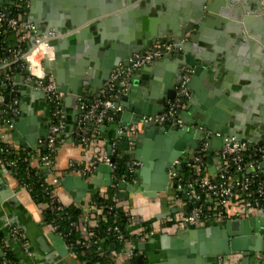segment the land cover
I'll return each instance as SVG.
<instances>
[{"label":"crops","instance_id":"obj_1","mask_svg":"<svg viewBox=\"0 0 264 264\" xmlns=\"http://www.w3.org/2000/svg\"><path fill=\"white\" fill-rule=\"evenodd\" d=\"M33 1L34 4L32 7L31 0H26L24 10L21 12V17L22 19L24 18L26 22L33 17L34 19H38L40 24H43L52 1L57 11L52 17L54 21H58L61 15H66V13L61 10V8H65L66 6L67 8L70 6L67 15H71L75 5L81 9L87 8L86 5H79L80 3H78V0ZM94 1L95 6L99 7L100 3L106 0ZM192 1L193 0H161L156 4L159 8H148L146 10L147 12H144L145 9L143 10V14L137 12L132 17L127 16V23L125 26H123L125 24L124 19L118 15L114 20L110 19L108 28L112 30L111 26H115L114 32L115 34H119V36L116 37L115 40L112 38L111 42L103 46V48L100 47L95 50H93L95 45V41H93L94 43L92 42V45L79 49L76 57L83 58L84 54H88L89 58H98L101 62H104L107 57L111 54H116V51L120 50L115 47L110 48V45H117L120 39L123 44L124 39H129L134 32L139 33L140 36L142 33H155L157 25L171 18L173 14L187 8L192 9ZM247 1L251 7L253 0ZM15 2L16 0H3V8L9 12L14 8H20V5H17ZM140 2L144 3L146 0H140ZM105 3L108 4L109 2L107 1ZM263 12L264 8L260 13L253 14V16H259ZM138 18L140 20H138ZM103 26L107 27L105 24H103ZM41 27L43 29V26ZM193 31L196 32L193 34L195 37L194 40H189V38L183 39L187 51H184L182 57L184 58L185 54H187L190 58L192 57L193 60L197 59L200 62L202 61V63H206V65L203 66V69L201 68L203 72L192 75V78H190V86L188 87L189 97L185 101L180 116L185 110H188L191 114L199 112V115L217 125L222 122H230V124L232 122L233 124L236 119L243 134L253 142L257 141L260 138L258 136L264 125V114H261V107H259V101L263 94L264 79L260 76L262 67L258 66L255 70L254 66H252L254 47L241 41L234 31L229 28L220 26L214 28V26L208 25L199 30V28L195 26ZM261 31L264 35V28ZM188 34L189 32L186 34V37ZM22 41L23 39L19 37L18 32L14 34L11 33L8 36V45L11 49L19 50L22 47ZM86 48L89 50H86ZM179 55L177 54V56ZM261 57L262 55H259V58ZM71 59L76 61L74 56H71L68 60ZM180 61L181 60L176 58L168 59L164 65L154 69L151 79L148 78V76H150L149 73L140 72L137 75L131 74L129 77V87L124 95V97L127 96L130 100L127 99V102L142 103V111H146L145 109L148 107L149 98L157 96L158 93H161V87H163L166 82H170L177 77ZM12 67H14L13 70ZM151 68H153V65H151ZM21 69L19 65H10L7 66L6 69H0L1 80L3 79L2 72L4 70H7V72L9 71L7 74L8 77L11 78L20 72ZM97 91L99 94L100 90ZM146 92L152 94L149 95V98L145 99ZM15 98L17 103L20 102L15 116V118H18L17 124L19 129H16L12 122L10 125L1 124L2 109H0V140L3 144L9 145L15 151L29 154L30 157L28 158V162L30 168L41 170L38 161V153L39 149L44 150L42 140L48 133L50 106L45 102L43 96L41 101L34 97L32 93H26L23 96L18 95ZM95 98H97L95 95L86 96L84 101L89 102ZM156 98H158L155 107L157 114L164 111L168 100L166 102H161L160 96ZM1 100L2 95H0V102ZM120 100V103H125L122 101V97ZM62 103L65 113V126L59 136V144L53 165L54 172L41 170L40 173L44 183L51 187L52 199L64 207L74 206L81 209L83 213L79 217L80 223L85 226H91L92 220H87L88 218H86L89 213L91 196L94 193H105L107 188L113 187V194L117 197V205L121 206L123 210H126L134 219V224L128 226L130 232L134 231L136 225L152 228L156 232L154 236H158L160 233L174 235L177 230H184V228L177 227L170 222L171 216L173 217L175 214L183 213L187 210V206L181 198L182 195L177 193L173 183L168 181L166 183L164 174H168L170 166L167 167L165 160L162 161L158 154V157L156 156L153 159H148L150 165L146 167H144L143 160H140L139 154L137 155V160L136 158L130 160L129 157V152L133 153L136 149L135 143L129 141L130 138L136 137L137 142L141 143L144 141L145 144H148L147 146H153L155 137L158 134L156 132H149L151 133L150 136L142 137V128L146 126H143V124L139 122L137 126H133L134 128L132 130H130L131 125H128L127 132L124 133L125 139L122 137L115 138L116 135L122 132L120 128L116 129L115 127V125H119L118 117L116 120L114 119L111 122L97 126L92 123L82 124L81 126L79 123L82 120V113L75 114V111H77L76 109H79V105L76 104L73 106L69 97L62 99ZM66 115L75 118L76 125L72 130L67 129ZM226 118L231 121L225 120ZM131 119L133 118H130V120ZM79 128H83L89 136L98 137V140L83 145L78 134ZM16 133L21 136L22 145H18L15 142L14 138ZM123 140L128 143L126 150L124 148L121 149L120 146ZM188 142H186L185 145L186 150L189 149ZM31 143L34 145H31ZM199 144L200 142L198 139L196 147L189 153H183L182 155H194ZM147 146H145V148ZM219 148V146H208V153L205 157L204 174L206 176H214L221 165ZM139 151L142 152V149H139ZM109 153H111V155L117 153V157L121 158L125 164L138 162V165L134 168L135 177L128 181L125 180L123 188L118 187L114 182L116 179H114L113 172H103L97 169V166L94 167L89 176L84 178L87 183L85 192L79 191L76 188L67 190L60 184L64 175H80L79 172L71 169V164L86 167L96 159H99L101 155H108ZM146 153L147 152H145L144 155L147 156ZM138 172L142 173V175ZM110 181L112 182L110 183ZM6 185L15 192L17 199L24 204V210H17L16 212L7 211L4 207V203H1L0 213L5 216L0 218V223L6 220L5 224L8 226L9 231L11 232L12 227H16L22 233L23 238L21 242L12 232L7 243H5L2 238L0 256L3 252H11L15 256L18 264H38L35 259L37 257L41 258L42 264H84L81 254L69 250L65 242L67 252L66 255L62 257L63 260H58V258L54 259L56 251L54 246L50 243L48 235L51 233L54 235L58 234L53 231L51 226L45 224L43 221L42 212L46 204L34 203L29 198L28 191L19 187L11 171L0 161V196L4 193V186L6 187ZM16 220H18V224L21 228L12 223V221ZM86 221H88V224H86ZM208 226L209 225H203L198 228H205ZM25 233L31 237L30 239H32V242L26 237ZM205 239L207 240V237L203 238L201 242ZM19 242L21 243V250L18 251L17 243ZM27 247H30V250H27ZM97 247L104 252L105 255L103 256H105L109 264L110 262H120V260L123 259L124 246H115L111 244L108 248H105L103 245L98 244ZM12 248H14L15 252H13ZM34 256L36 257L34 258ZM235 257V264H264V258L261 256L259 257L257 252H252L249 256L245 255L243 252H237ZM123 263L135 264L134 261L131 262L127 260H124Z\"/></svg>","mask_w":264,"mask_h":264},{"label":"water","instance_id":"obj_2","mask_svg":"<svg viewBox=\"0 0 264 264\" xmlns=\"http://www.w3.org/2000/svg\"><path fill=\"white\" fill-rule=\"evenodd\" d=\"M78 1V3H80L79 5H86L87 8L81 9L75 5L71 15H67L70 6L68 8L67 6L61 8L66 15H61L58 21L52 20L53 15L57 12L53 6V1L50 3L48 14H46V19L43 24H40L38 19L31 17L27 22L31 23L34 29L28 37L26 44L23 46L25 53L28 54L30 50L36 46L37 38H40V41H45L46 44L52 48V58L49 59L44 57L40 60L42 70L51 75L56 91L62 93L63 99L69 97L73 106L76 104L79 105L86 96L95 95L99 97L100 95L97 90L104 88V83L111 70L117 67L119 63L127 65V59L131 54L144 51L152 45L153 41H172L176 43V53L178 55L180 53L179 56L173 52L167 53L160 59L130 71V75H137L140 72L149 73L150 76H148V78L151 79L154 69L164 65L168 59L176 58L181 60L178 65L177 77L170 82H166L163 87H161V93L149 98V95L152 93L146 92L145 99L149 98L148 107L145 109L146 111H142V103L129 102V98H127V96L124 97L125 94L116 99L114 105L119 107V111L114 116V119L116 120L118 117L119 125H115V127L116 129L120 128L122 132L116 135L115 138L122 137L125 139L124 133L127 132L128 125L137 126L142 116L155 115L156 100L158 99L156 97L160 96L161 102L174 99L176 87L181 80L182 68L191 70V75L187 83L188 87L190 86V78H192V75L203 72L202 69L206 63H202V61L200 62L197 59L193 60L192 57L190 58L187 54H185L184 58L182 57L184 51H187L182 40L186 38L194 40L195 37L193 34L196 32L193 31V29L195 26H197L199 30L208 25L214 26V28L220 26L232 29L241 41L254 47L252 66H254L255 70L258 66L262 67L260 76L264 79V35L261 31L264 28V12L259 16H253V14L260 13L263 10L264 0H253L251 7L247 0H193L192 9L187 8L173 14L171 18L157 25L155 33H142L140 36L139 33L134 32L129 39L123 38V44L120 39L117 45H110V48L115 47L120 50H117L114 55L111 54L104 62H101L98 58H89L88 54H84L83 58H78L76 55H78L77 52H79V49L92 45L93 41H95V43L93 42L95 44L93 50H95L96 48H103V46L111 42L112 38L115 40L116 37L119 36V34H115L114 32L115 26H111L112 30L108 28L110 19L114 20L115 17L120 15L125 21L123 25L125 26L127 23V16L132 17L137 12L143 14L147 12L146 10L148 8H159L156 4L161 0H146L144 3L140 2V0H104L109 3L106 4L105 2H101L99 7L95 6L94 0ZM15 3H17V0ZM33 4L34 1L31 0L32 7ZM0 8H3V0H0ZM144 9L145 11L143 12ZM138 20L140 19L138 18ZM103 24L107 27H104ZM41 26H43V29ZM188 32L189 34L186 37ZM86 50L89 49L86 48ZM259 55H262V57L259 58ZM71 56H74L76 61L73 59L68 60ZM21 61L24 64V69L15 74V76L7 78V70L2 72L3 79L0 81V90L3 92L1 94L2 100L0 102V109L3 108V105L8 104L13 97L18 95L23 96L26 93H32L34 97L41 101L42 96L44 97L43 93L34 87L33 81H26L25 78L29 75L28 65L24 58H22ZM151 65H153V68H151ZM13 69L14 67H12V70ZM121 97L122 101L125 102L124 104L120 103ZM127 99L129 100L128 102ZM259 104V107H261V114H264V88ZM19 105L20 102L14 106L19 107ZM76 110L75 114H83L80 108ZM3 114L4 112L2 110V115ZM130 118L133 119L130 120ZM17 119L18 118H13L11 122L14 123L16 129H19ZM180 119L182 122L180 126H170L165 123L153 124L140 122L143 126H146L142 128V137L150 136L151 133L149 132H156L158 135L155 137L153 146H147L148 144H145L144 141L141 143L137 142L136 137L130 138L129 141L134 142L136 147L133 153L129 152L130 160L135 158L137 160V155L139 154L140 160H143L144 167H146L150 165L148 159H153L158 154L162 161L165 160L167 163L166 166L169 167L172 160L194 149L196 143H198V139L199 142L203 140L202 132L191 126L203 127L208 130L210 135L206 142L212 147H220L223 143V137L231 136L246 144L253 143L251 139H248L246 135L243 134L236 119L233 124L232 122L231 124L230 122H222L217 125L199 115V112L191 114L188 110L184 111ZM66 120L67 129L72 130L76 125L75 118L66 115ZM225 120L231 121L228 118ZM104 123L107 122H103L102 124ZM79 124L82 125L83 123L80 122ZM263 130L264 125L258 137H261ZM14 139L18 145H22L21 136L19 134L16 133ZM125 142L126 141L123 140V143H121V149H127L128 143ZM186 142H188L189 147L187 150L185 148ZM31 145L34 144L31 143ZM145 146H147V149ZM43 149L45 150V146H43ZM139 149H142V152L139 151ZM145 152H147V156L144 155ZM111 162H114V158H111ZM96 166L97 169L103 172L110 173L114 170L110 165L100 162L96 163ZM138 173L142 175V173ZM164 176L167 183L168 174L166 173ZM111 182L112 181H110V183ZM114 182L118 187H124L121 180L116 179ZM60 184L67 190L76 188L82 192L86 191L87 186L86 181L81 175H64ZM4 190V193L0 196V204L4 203V207L7 211L16 212L17 210H24V204L17 199L15 192L7 185L6 187L4 186ZM4 216L5 215L0 213V218ZM5 222L6 220H3L2 223H0V233L5 243H7L8 238L11 236V232ZM12 223L21 228L18 224V220L12 221ZM263 233L264 214L260 211H257L255 216H249L244 220L214 223L205 228L179 229L174 235L160 233L158 236H154L146 242L138 243L137 247L141 251V254L135 255L134 263L235 264V255L237 252H243L245 255L249 256L251 252L264 251ZM26 237L32 242L28 234H26ZM205 237H207V240L205 239L201 242ZM48 238L56 251L54 259L58 258V260H63L62 257L66 255L67 247L61 236L51 233L48 235ZM17 244V250L19 251L21 250V243L19 242ZM26 249L30 250V247ZM12 250L15 252L14 248H12ZM35 257L36 256H34V258ZM35 259L38 264H42L40 257Z\"/></svg>","mask_w":264,"mask_h":264},{"label":"built area","instance_id":"obj_3","mask_svg":"<svg viewBox=\"0 0 264 264\" xmlns=\"http://www.w3.org/2000/svg\"><path fill=\"white\" fill-rule=\"evenodd\" d=\"M25 1L17 0L16 4L20 6L22 4L25 5ZM33 29L31 23L26 22L24 18L22 19L21 13L13 16L11 12L0 8V40L2 44L1 51L4 54L0 58V69H6L10 65H19V67L24 69V64L21 59L24 58L27 61L29 75L26 76V81L34 82V87L43 93L46 102L50 106L48 133L42 140L45 146V153L38 155V161L41 170L54 172L53 165L59 144V136L65 126V113L62 103L63 95L61 92L56 91L51 75L44 72L40 64L42 58H52V48L45 41H40V38H37L36 46L28 54L24 51L23 46L26 44ZM16 32L23 39L21 50L11 49L7 44V36ZM176 51V43L156 40L144 51L131 54L127 59V65L119 63L117 67L111 70L104 83V88L100 90L99 97L89 102L84 100L80 102L79 108L83 111L80 122L83 123L85 121L97 126L103 122L113 121L114 116L119 111V107L114 105L115 101L127 92L130 71L160 59L167 53H176ZM190 75V69L182 68L181 80L176 87L174 99L166 102L164 111L153 116H142L140 122L153 124L165 123L170 126L182 125L180 112L189 97L187 83ZM7 78H9L8 75ZM16 104L17 100L13 97L8 104L3 105L2 110L4 114L1 116V124H11L12 119L17 114V107L14 106ZM191 127L202 132L203 140L200 142L194 155H181V157L171 161L168 182H172L177 191H184L185 196L182 195L181 198L184 200L187 210L183 213L175 214L173 217L171 216L170 222L180 228H198L199 226L214 223L244 220L249 216H255L257 211L264 214V130L261 137L252 144L240 142L233 136L223 137V143L219 148L221 165L216 174L209 177L204 173L205 157L208 153L209 146L206 141L210 132L203 127ZM133 128L131 126L130 130ZM78 134L83 145L98 140V137L87 135V132L83 128H79ZM0 143H2L1 140ZM3 145L8 149L10 154L15 153L12 147L5 143ZM243 153H247V155H243ZM110 156L111 153L101 155L99 159H96L86 167L76 164H71L70 166L71 169L79 172L85 178L92 173L96 163L99 162L108 164L114 169L115 165L114 162H111ZM4 164L11 171V169L16 167L17 161L15 159H6ZM136 165H138V162L127 164V177L129 178L121 179L122 183H125V180L128 181L135 177L134 168ZM230 165L233 167L231 175H229ZM181 168H185L188 173V177H185L183 183L178 181ZM19 187L26 188L23 185H19ZM26 190L28 191L29 189L26 188ZM50 198L51 202L46 204L45 208L57 212L60 211L61 206H53L52 202L54 200L52 199L51 193ZM102 209L94 200H90L89 212L94 213V218L102 215ZM123 211L128 217L126 228L120 230L118 226H113V230L117 233V241L124 246L123 259L120 262H110V264H124V260L132 262L135 255L141 254V251L137 247L138 243L146 242L156 234L152 228L141 225H136L134 231L130 232L128 226L134 224V219L126 210ZM87 216L86 218H88ZM79 220L72 222L71 226L78 233L79 238L77 244L81 248V256L85 257L95 246L96 240H93L94 234L92 226H85ZM52 229L54 228L52 227ZM11 232L22 242L23 236L18 228L12 227ZM62 239L64 240V238ZM68 248L73 251L71 247L68 246ZM95 252L98 257L105 255L99 247L95 248ZM257 255L264 258V251L257 252ZM82 259L84 261L83 263L87 264V259ZM91 264H99V262H93Z\"/></svg>","mask_w":264,"mask_h":264},{"label":"trees","instance_id":"obj_4","mask_svg":"<svg viewBox=\"0 0 264 264\" xmlns=\"http://www.w3.org/2000/svg\"><path fill=\"white\" fill-rule=\"evenodd\" d=\"M24 10V5L22 4L20 8H14L11 11V15L15 16L18 13H21ZM8 37V36H7ZM8 44V43H7ZM1 40H0V58L3 57V53L1 51ZM9 73V71L7 72ZM1 80V77H0ZM2 90H0V95L2 94ZM83 124H87V122H83ZM15 151V150H14ZM45 151L39 149V155L44 154ZM243 155H247V153H243ZM29 154L23 153L21 151H15V153L10 154L8 149L0 143V161L1 163H5V160H13L17 161L16 167L11 169L12 175L16 179L18 185L26 186L29 194V198L36 204L45 203L48 204L51 202L50 193L51 187L44 183L43 177L41 176V170L30 168L28 158ZM114 158V170L113 176L114 179H123L129 178L127 177V165L125 162L117 157V153H113L110 156ZM228 164V162H227ZM7 168V166L4 164ZM8 169V168H7ZM185 168H181L179 171V182L183 183L185 177H188V173ZM233 167L229 166V175L232 174ZM26 188H24L26 190ZM27 191V190H26ZM113 187H109L106 189L105 193H94L91 196V200H94L98 205H100L102 209V215L97 218L93 217L94 213H88L87 220H92L91 226L93 229V240L95 241V246L91 249V252L85 257L87 259V264H91L93 262H99V264H109L105 256L98 257L95 252V248L98 244L103 245L105 248H108L111 244L115 246H122V244L117 241L116 235L117 233L113 230V226H118L120 230L126 228L128 223V217L125 215L123 208L117 205V197L113 194ZM179 195H184V191H177ZM53 206L57 207V205L61 206L60 211L49 210L45 208L42 212L43 221L47 225H51L54 229L53 231L64 238V242L66 245L72 248L75 253H80L81 248L77 244V240L79 238L76 230L71 226L72 222H75L82 215L83 211L74 206L64 207L58 204L56 201H53ZM91 222V221H90ZM89 222V223H90ZM88 224V221H86ZM2 234L0 233V248L2 245ZM134 261V260H133ZM0 264H18L15 256L11 252L2 253L0 256Z\"/></svg>","mask_w":264,"mask_h":264},{"label":"flooded vegetation","instance_id":"obj_5","mask_svg":"<svg viewBox=\"0 0 264 264\" xmlns=\"http://www.w3.org/2000/svg\"><path fill=\"white\" fill-rule=\"evenodd\" d=\"M254 225H256V224H254ZM258 225V224H257ZM252 253V252H251Z\"/></svg>","mask_w":264,"mask_h":264}]
</instances>
